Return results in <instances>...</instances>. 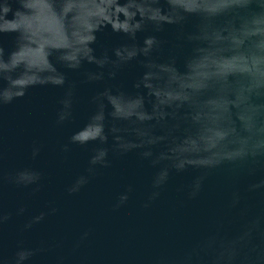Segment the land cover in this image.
I'll return each instance as SVG.
<instances>
[{"label": "water", "instance_id": "95a60500", "mask_svg": "<svg viewBox=\"0 0 264 264\" xmlns=\"http://www.w3.org/2000/svg\"><path fill=\"white\" fill-rule=\"evenodd\" d=\"M0 264H264V0H0Z\"/></svg>", "mask_w": 264, "mask_h": 264}]
</instances>
